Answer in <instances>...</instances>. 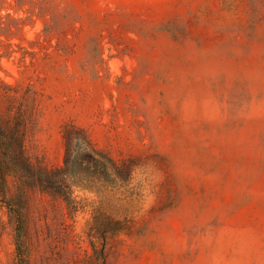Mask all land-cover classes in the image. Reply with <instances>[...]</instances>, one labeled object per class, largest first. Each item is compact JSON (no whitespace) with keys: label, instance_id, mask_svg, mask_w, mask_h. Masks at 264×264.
Here are the masks:
<instances>
[{"label":"rangeland","instance_id":"obj_1","mask_svg":"<svg viewBox=\"0 0 264 264\" xmlns=\"http://www.w3.org/2000/svg\"><path fill=\"white\" fill-rule=\"evenodd\" d=\"M18 118L34 164H74L71 204L10 178L25 264H264V0H0ZM18 221L0 204V264Z\"/></svg>","mask_w":264,"mask_h":264},{"label":"trees","instance_id":"obj_2","mask_svg":"<svg viewBox=\"0 0 264 264\" xmlns=\"http://www.w3.org/2000/svg\"><path fill=\"white\" fill-rule=\"evenodd\" d=\"M20 128V118L16 119L12 125H0V204L7 205L18 215V254L20 256V264H25L23 251L19 243L22 226L20 223L21 217L18 213L19 211L13 208L9 197L11 191L10 178H17L23 188L22 190L38 188L71 204L74 202V198L70 177L74 164L71 160V147L69 144L66 145L64 165L62 167L47 169L41 165L34 164L26 153L23 133ZM66 139L69 140V136H66ZM78 139L86 143V145H91L87 138ZM22 194V196L25 195L23 191ZM124 228L125 225L121 220L109 216H105L99 224V232L103 236L121 232ZM98 264H107L105 247L98 251Z\"/></svg>","mask_w":264,"mask_h":264}]
</instances>
